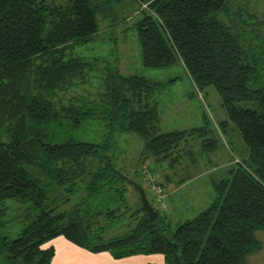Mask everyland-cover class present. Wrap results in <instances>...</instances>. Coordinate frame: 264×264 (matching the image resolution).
I'll list each match as a JSON object with an SVG mask.
<instances>
[{
  "label": "trees",
  "instance_id": "1",
  "mask_svg": "<svg viewBox=\"0 0 264 264\" xmlns=\"http://www.w3.org/2000/svg\"><path fill=\"white\" fill-rule=\"evenodd\" d=\"M120 1L0 0V264H53L59 237L115 259L248 264L264 229V19L239 6L230 13L229 0H136L143 66H182L198 91L216 88L228 116L215 127L203 112L200 125L168 129L161 95L178 76L98 68V59L76 53L96 40L100 18L115 19ZM230 123L248 145L247 159L213 180L207 205L173 224L144 185L150 174L166 195L173 178L151 164L174 166L186 153L196 160L185 149L196 138L200 153L213 155ZM139 139L128 165L123 156ZM129 175L144 185L155 220ZM9 200L27 204L17 232Z\"/></svg>",
  "mask_w": 264,
  "mask_h": 264
},
{
  "label": "rangeland",
  "instance_id": "2",
  "mask_svg": "<svg viewBox=\"0 0 264 264\" xmlns=\"http://www.w3.org/2000/svg\"><path fill=\"white\" fill-rule=\"evenodd\" d=\"M229 5L231 6L230 13L238 9L239 6L243 8L244 13L248 12L261 20L264 19V0H229ZM140 12V5L136 0H121L117 5L115 19L100 18L98 20L99 31L95 34L96 40L87 46L78 47L76 53L87 58L89 61H96L98 59V68L104 67L107 63H112L127 74H142L160 80H168V78L178 76L176 82L169 86L161 95L165 128H189L200 125L202 123L200 122V115L203 112L209 115L215 127L220 121L228 119L227 113L222 106L221 97L213 85L198 91L180 65L165 69H148L143 66L140 56L141 48L135 26L136 21L141 15ZM93 73L99 76V70ZM98 89L99 86L96 84L92 88V91L96 92ZM190 93L192 96H190ZM244 105L249 107L255 106L252 102L238 104L239 107ZM225 128L224 136L219 132L221 146L218 152H215L213 155L210 153L209 155L200 153V140L196 138L191 140L193 145L192 143L185 145V149L191 148L193 154L197 157L195 158L196 160L192 161V155L186 153L182 156L183 158L180 160V163L174 166L170 164V161L165 162L162 166L151 162L153 173L157 172L160 176L169 174L173 178L172 184L166 185V190L169 192L168 195L166 194L165 207L158 201L155 193L152 191V187L148 186L150 182L146 179V183H144L147 190H150L149 196L151 198L155 196L157 204L162 209L168 207V197L171 195L172 210L166 212V215L171 217L173 224L193 216L194 210L201 208L206 202H209L213 197L211 194H214L213 180L220 181L231 176L230 169L237 164L235 159H247L248 145L242 137L240 130L232 123ZM136 147L135 151L134 149L129 152L127 151L130 155L123 156L128 165L135 163L136 158L134 159V155L132 154H138V151L143 147L140 139ZM209 156L214 159L215 165L208 164L207 158ZM139 163L140 160L136 161L137 165ZM128 165H125L126 168L129 167ZM180 179H184L186 182L178 185L177 182ZM154 204L157 206L156 203ZM8 206L10 207L11 214L10 225L14 226L17 232L21 227L18 215L25 211L27 204L19 203L16 200H9ZM71 245L82 252L74 244ZM67 247L69 248V246ZM67 247L63 248L61 254H69ZM73 252L71 250L70 254H73ZM84 257L86 256L84 255ZM94 260L96 259H86L85 261H80V264H94ZM74 261L75 259L73 258L70 262ZM115 262L113 261V263Z\"/></svg>",
  "mask_w": 264,
  "mask_h": 264
},
{
  "label": "crops",
  "instance_id": "3",
  "mask_svg": "<svg viewBox=\"0 0 264 264\" xmlns=\"http://www.w3.org/2000/svg\"><path fill=\"white\" fill-rule=\"evenodd\" d=\"M200 122H202L203 119V113L200 115ZM165 122V121H164ZM170 181L168 180V183H170V185L172 184ZM167 189V188H166ZM166 194L168 195L169 191H165ZM211 195L214 196V194L212 193ZM171 197V195H169ZM168 197V207L165 209L166 212H169L170 210H172V205H171V200L172 198ZM213 199V197L209 200V202ZM209 202H206L205 205H207ZM204 205V206H205ZM204 206H202L201 208H203ZM201 208H197L196 210H194V214L197 213V211H199ZM193 214V215H194ZM191 217V216H190ZM189 218V217H187ZM256 236L259 239V241L261 242V249L253 254H251L248 257V264H264V229L263 230H258L256 232ZM73 243H71L70 241L64 239L63 237H59L55 240V245L57 247V254L53 260V264H77V263H81L80 261H85L86 259H96L93 261L94 264H149V263H156V264H163L164 261V257L162 255H137V256H132V257H127V258H123V259H115L112 257V255L108 252H101V253H92L88 250H85L77 245H75L76 247H78L82 252L78 251L77 249H75L74 247H72ZM69 246V248L67 247ZM64 247H67L69 250V254L67 255H63L61 254L62 250ZM71 250H73V254L71 253ZM78 252V254H77ZM84 255L86 257H84ZM75 259L74 262H70L71 259ZM79 259V260H78ZM98 259V260H97ZM113 261H116L115 263H113Z\"/></svg>",
  "mask_w": 264,
  "mask_h": 264
},
{
  "label": "water",
  "instance_id": "4",
  "mask_svg": "<svg viewBox=\"0 0 264 264\" xmlns=\"http://www.w3.org/2000/svg\"><path fill=\"white\" fill-rule=\"evenodd\" d=\"M129 180L132 183L136 192L139 194L143 210L147 213L150 220H155L158 216V211L156 210L150 198L148 197L144 185L139 183L138 180L133 177V175H129Z\"/></svg>",
  "mask_w": 264,
  "mask_h": 264
},
{
  "label": "built area",
  "instance_id": "5",
  "mask_svg": "<svg viewBox=\"0 0 264 264\" xmlns=\"http://www.w3.org/2000/svg\"><path fill=\"white\" fill-rule=\"evenodd\" d=\"M147 178H148V181L152 185V191L155 193L158 201L162 204V206L165 207V198H166V195L164 194L163 190L156 183V180H155V178L152 175L148 174L147 175Z\"/></svg>",
  "mask_w": 264,
  "mask_h": 264
}]
</instances>
